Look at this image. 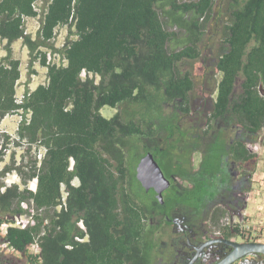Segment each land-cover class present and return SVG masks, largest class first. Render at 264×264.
Masks as SVG:
<instances>
[{"label":"trees","instance_id":"obj_1","mask_svg":"<svg viewBox=\"0 0 264 264\" xmlns=\"http://www.w3.org/2000/svg\"><path fill=\"white\" fill-rule=\"evenodd\" d=\"M28 17L39 21L34 36ZM61 27L67 32L58 47ZM18 39L29 54L20 102V60L12 55ZM0 40V121L21 117L17 138L0 133V163L10 143L27 155L33 146L44 149L40 161L21 155L16 162L13 151L0 167V180L14 170L22 184L0 190V222L36 211L34 225L9 227L2 237L23 252L40 235L31 264L150 263L154 240L146 238L152 230L134 197L141 195L135 164L142 151L170 150L174 133L186 137L180 122L195 81L184 65L204 52L215 97L209 128L199 135L201 168L213 174L229 155L241 167L248 162L252 179L258 155L246 144L264 128V0H0ZM34 63L46 69V81L30 89ZM105 106L115 113L105 117ZM233 128L242 133L227 142ZM183 161L159 163L166 174H180L190 168ZM32 179L34 190L27 186ZM61 184L67 194L58 208ZM225 212L211 223L219 225Z\"/></svg>","mask_w":264,"mask_h":264},{"label":"flooded vegetation","instance_id":"obj_2","mask_svg":"<svg viewBox=\"0 0 264 264\" xmlns=\"http://www.w3.org/2000/svg\"><path fill=\"white\" fill-rule=\"evenodd\" d=\"M207 55L204 52L200 59L204 64L200 89L195 94V84L190 110L181 116L180 127L186 137L181 138L174 133V136L167 139L173 146L167 150L168 153L164 151L161 156L154 155L151 150L142 151L135 164V180L141 195L135 194L134 197L145 211L148 224L146 230H152L147 233L146 238L154 240L149 264H222L234 249L232 243H264L246 230H241L240 224L235 223L236 216L242 221L241 213L246 208L249 192L245 189L251 187L250 166L246 165L248 162L241 167L229 155H223L217 172L208 174L201 168L203 151L199 150V135L209 128L207 114L215 97L213 84L210 83L213 75L204 74L206 68H209L208 59L204 58ZM241 133L240 129H231L226 141L238 139ZM159 141L163 142L162 139ZM193 141H196V145ZM246 146L251 150L250 143ZM159 149L162 152L163 148ZM148 152L153 155L160 168L159 162L171 167L178 164L186 166L183 160L189 159L190 162L189 171H182L180 174H166L161 169L169 181V185L161 193V200L157 198L153 187L146 190L136 176L137 164ZM176 155L179 156L178 159ZM200 185L203 188L208 186V190L204 192ZM193 189L196 190L195 194L190 192ZM222 209L226 212L224 216L217 217L219 225H213L212 216H217ZM235 227H238V232ZM0 241H3L1 236ZM32 260L34 258L29 257L26 251L0 249V264H31ZM225 264H264V254H246Z\"/></svg>","mask_w":264,"mask_h":264},{"label":"rangeland","instance_id":"obj_3","mask_svg":"<svg viewBox=\"0 0 264 264\" xmlns=\"http://www.w3.org/2000/svg\"><path fill=\"white\" fill-rule=\"evenodd\" d=\"M39 5H41V3H39ZM215 9H217V6H215ZM38 25H39L38 18L28 17L26 19V31L29 32L32 36L35 35ZM66 32L67 31L65 27H61L57 29V35L55 39L56 46L59 47L63 44L66 36ZM212 42L213 40L211 39L210 43ZM4 44L5 41L0 40V58L5 54V51L3 49ZM12 55L21 61L20 71H21V76L23 75V77L20 84L18 85H21V88L23 89L25 87V81L28 78L27 63L29 59V54L27 47L23 45L20 39L15 40L12 43ZM50 58L51 60L59 62L58 57L56 56L53 57V54H50ZM205 58H207V56H205ZM33 66L37 70V73L31 75L30 78L31 82L28 85L29 88L30 87L35 88L37 84L46 81V74H45L46 69L41 67L38 63H34ZM184 68L189 69L192 72L196 84L195 94H197V92L200 89L199 86L202 79V73L204 71V64L198 58L195 61L187 62L184 65ZM17 95L20 96L21 94H17ZM100 111L105 117H110L115 113L116 109H113L109 106H105ZM17 121H18L17 114L7 115L0 122V128L2 127L3 129V127H6L5 129H8L10 133L15 134L16 132L14 129L17 126ZM250 146H251V150L257 153L258 159L255 165L254 173L252 175L251 189L247 193V205L246 208L241 213L242 221L239 220L240 218L236 216L235 221L237 222L235 223L240 224L241 230H246V232H248L252 237L258 238L259 240L264 242V128L259 133L256 142L251 143ZM13 151L15 153L16 162H18L21 159V155H25L24 159L26 160L29 159V156H35L38 160L39 156H41L43 153L42 149L33 146L30 154L27 155L24 152V146L15 147L13 144H11L9 146L8 151H6V154L4 156V161L0 163V167L5 163L9 162L10 153ZM0 181L3 183L2 179ZM74 183L76 184L77 181L75 180ZM27 186L28 188L34 190L36 188V179L30 180ZM20 187H22V185H20ZM227 221L228 223H230V218H228Z\"/></svg>","mask_w":264,"mask_h":264},{"label":"water","instance_id":"obj_4","mask_svg":"<svg viewBox=\"0 0 264 264\" xmlns=\"http://www.w3.org/2000/svg\"><path fill=\"white\" fill-rule=\"evenodd\" d=\"M136 176L146 190L149 187H153L157 194V198L161 200V193L167 188L169 181L164 177L161 168L150 152L140 158L136 167ZM232 244L234 245V249L222 264L254 252L264 254V243L249 242Z\"/></svg>","mask_w":264,"mask_h":264},{"label":"built area","instance_id":"obj_5","mask_svg":"<svg viewBox=\"0 0 264 264\" xmlns=\"http://www.w3.org/2000/svg\"><path fill=\"white\" fill-rule=\"evenodd\" d=\"M21 98H22L21 96H17V102H20ZM20 120H21V117L19 116L17 124L20 122ZM4 132H7V130L6 129H0V133H4ZM43 154H44V150H43L42 155L39 156V161L42 159ZM12 176L15 177V175H12ZM12 181H13V177H11V178L6 177L4 179V184L0 187V190L3 191L6 186H8L12 183ZM60 190H61V198H60V204L58 205V208L65 204V199H66V194H67L63 184H61ZM21 206L23 208H26L27 203L22 202ZM35 213H36V211L32 207H30L29 213L23 212L20 214L13 215L12 217H10L8 219H2V221L0 222V236L4 237L6 235L9 227H17V228L24 229L28 226L34 225L35 224V218H34ZM45 222H47V221H45ZM79 225L81 227L82 223L80 222ZM43 233H44V231L41 232V234H43ZM76 239L82 240L81 238H78V237H76ZM39 242H40V235H37L33 238V241L30 243V245H28L26 252L28 254H31V255L32 254L33 255L38 254L39 253ZM0 249H6L7 251H15L12 248V246L8 245L7 242H5V241H2L0 243Z\"/></svg>","mask_w":264,"mask_h":264},{"label":"clouds","instance_id":"obj_6","mask_svg":"<svg viewBox=\"0 0 264 264\" xmlns=\"http://www.w3.org/2000/svg\"><path fill=\"white\" fill-rule=\"evenodd\" d=\"M18 96V95H17ZM21 96V95H20ZM17 114V116L19 117L20 116V114L19 113H16ZM13 115H15V114H13ZM2 121V120H1ZM0 121V122H1ZM0 129H2V128H0ZM3 129H5V128H3ZM7 130V129H6ZM15 132H16V128H15ZM4 133H6V134H8V135H10V137H11V140H13V139H15V138H17L16 137V133L15 134H13V133H10L8 130H7V132H4ZM1 134H3V133H1ZM0 143H2V141L0 140ZM12 143H10L8 146H10ZM8 149H9V147H8ZM8 149L6 150V151H8ZM39 149H42V151L44 150L42 147H39ZM39 160V159H38ZM12 175H15V177L14 176H12ZM6 177H13V181H12V183L10 184V185H8V186H6V187H9V186H11V185H22L21 184V178H20V175L16 172V171H9V172H7L1 179H2V181H3V184H4V179L6 178ZM2 184V185H3Z\"/></svg>","mask_w":264,"mask_h":264},{"label":"crops","instance_id":"obj_7","mask_svg":"<svg viewBox=\"0 0 264 264\" xmlns=\"http://www.w3.org/2000/svg\"><path fill=\"white\" fill-rule=\"evenodd\" d=\"M20 65H21V61H20ZM44 68V67H43ZM20 75H21V71H20ZM22 77H23V75L22 76H20V79H19V83L18 84H20V82H21V80H22ZM17 84V87H16V94H22L23 93V91H24V88L22 89L21 88V85H18ZM32 84V83H31ZM30 89H33L32 87H30ZM2 128V127H1ZM3 128H6V127H3ZM16 128V127H15ZM8 130V129H7ZM15 130V129H14Z\"/></svg>","mask_w":264,"mask_h":264}]
</instances>
